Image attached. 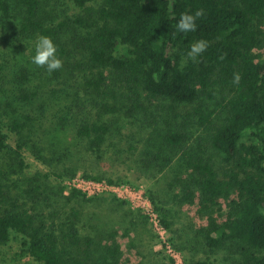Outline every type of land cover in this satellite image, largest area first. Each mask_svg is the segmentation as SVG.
Listing matches in <instances>:
<instances>
[{"label": "trees", "instance_id": "16d2710c", "mask_svg": "<svg viewBox=\"0 0 264 264\" xmlns=\"http://www.w3.org/2000/svg\"><path fill=\"white\" fill-rule=\"evenodd\" d=\"M55 1L64 6L61 19L48 22L40 16L42 0H18L21 26L31 35L50 36L57 46L62 67L55 73L64 71L75 101L59 125L72 121L75 141L70 145L47 129L38 131L30 113L15 117L14 104L26 106L36 94L6 80L0 64V98H12L11 116L0 117V248L17 239L25 264H123L104 217L70 207L57 230L31 212L42 195L39 174L63 182L81 171L94 181L132 184L101 170L100 162L114 156L152 181L169 169L165 184L179 189L181 202L197 205L206 225L188 240L195 244L184 264H213L209 255L219 250L231 256L229 264H264V58L256 52L264 43V0ZM200 8L196 31L177 32L179 14ZM11 16L10 0H0V18ZM65 32L69 43L62 41ZM201 38L209 47L197 60L186 58L188 44ZM124 124L135 131L121 147L113 137ZM25 151L47 171L26 178L27 189L15 194L8 180L11 174L24 177ZM155 180L145 195L170 232L166 186ZM64 192L62 185L58 195L66 201L93 199L75 189ZM222 200L226 212L215 214ZM172 240L176 250H187ZM197 245L204 257L194 256Z\"/></svg>", "mask_w": 264, "mask_h": 264}, {"label": "rangeland", "instance_id": "374dc122", "mask_svg": "<svg viewBox=\"0 0 264 264\" xmlns=\"http://www.w3.org/2000/svg\"><path fill=\"white\" fill-rule=\"evenodd\" d=\"M66 6L71 5L70 1L66 0ZM12 6V16L10 19L0 18V64L4 68V78L10 81H19L20 87L24 90L35 92V98L26 106L20 104H14L18 108V115L23 113H30V115L37 118V122H33L32 126L37 127L38 131L49 130L48 134L54 133L64 143L74 145V132L72 121L66 124L64 127H60V119L65 116L69 111V107L75 103L70 98L72 90L69 85L71 81L65 80L64 71L59 70V77L55 71L52 73L47 72L43 67H37L30 61V56L34 54V43L39 35H31L22 29V15L23 10L18 0H10ZM57 4L55 0H42L40 16L47 17L46 21H57L61 19V10L64 6ZM63 5V4H62ZM54 8V12L51 14L50 9ZM74 9L70 7L68 13H73ZM76 12V9H75ZM50 15V16H49ZM260 28L264 34V15L260 19ZM62 41L69 43L70 34L67 32L62 33ZM261 58H264V43L256 50ZM25 74L27 79L21 77ZM16 76L18 77L16 79ZM7 101L12 102V98H0V117L8 118L11 116V110L7 105ZM207 108L212 109V105L209 102H205ZM123 115V114H122ZM116 116H120L117 114ZM114 116V117H116ZM111 116H107V119ZM122 117V116H121ZM21 120V116L18 117ZM111 120V119H109ZM115 120H112V123ZM135 130H131L125 126L120 131V136L116 137L115 134L113 140L122 142L121 147H126L124 141L125 138ZM119 135V134H118ZM114 141V142H115ZM11 145H14L13 137L9 140ZM119 148L118 146H113ZM24 158L29 167L25 169V175L9 177V185L14 188L15 194L21 193L22 190L27 189L26 178L32 177L36 171H47L46 167L39 162H36L30 153L24 152ZM113 159V160H112ZM91 160V159H90ZM221 159L219 158L218 161ZM87 163V162H86ZM87 166L93 167L95 171H99L94 164L87 163ZM101 170L111 173L114 177H127L132 184H128L131 188H140L145 191L155 180L147 179L143 176H139L138 173L130 170V165L124 164L120 158L115 159L114 156L110 159L105 158L100 162ZM130 167V168H129ZM169 170V169H168ZM165 170V173L156 177V181L165 187L166 208L168 210L169 220L172 222V231L163 233L159 236L151 225L149 219L142 213L140 209L134 206L130 200H123L125 205H119L116 201H113L114 194L101 193L100 195L93 196L91 202H85L81 199H73L66 201L65 198L58 195L59 187L65 185L64 182L68 179L60 182L59 179L54 177L48 180L44 179L39 174L40 192L42 195L39 197V202L33 203L32 213L38 214L39 218L46 224L53 225L55 229L61 228L63 211L75 207L81 211L89 214L100 215L104 217L107 231H114L116 236L114 238L120 246V261L123 264H136L143 261L145 264H170L169 260L174 258L177 264H181L183 257L192 256V252L188 249L194 245L193 241L189 244L188 240L194 239L197 235L199 228L206 225V219L203 216L197 214L196 204H187L180 201L178 188H169L165 183L169 182L170 173ZM81 173L78 171L77 173ZM43 174V173H42ZM166 175V176H165ZM165 176V177H164ZM24 179V180H23ZM61 185V186H60ZM69 192H64L63 195H68ZM44 197H49L47 201H44ZM88 199L92 197H87ZM116 198V197H115ZM221 211L217 210L215 214H225L226 203L220 201ZM223 217H219L222 220ZM169 238L173 239L174 245L177 249L180 247L187 248L185 251H178L173 246L172 251L176 253V257L172 256L168 249L163 248L162 240L165 239L169 242ZM170 243V242H169ZM171 244V243H170ZM194 256L204 257V251H200V246H196ZM191 250V249H190ZM178 251V252H177ZM213 264H229L231 256L225 250H219L217 253L209 255ZM176 261L174 264H176ZM26 259L20 255L18 240H12L6 247L0 248V264H25Z\"/></svg>", "mask_w": 264, "mask_h": 264}, {"label": "clouds", "instance_id": "9594fccd", "mask_svg": "<svg viewBox=\"0 0 264 264\" xmlns=\"http://www.w3.org/2000/svg\"><path fill=\"white\" fill-rule=\"evenodd\" d=\"M204 15V9L195 10L194 13L181 12L176 22L175 29L180 33L195 32L197 29L196 21ZM209 47V41L198 39L190 42L185 53L186 58L197 60L201 54ZM30 61L37 67H43L47 72L52 73L62 67V59L57 52V46L48 35H39L34 43V54L30 56ZM239 74H234V83L239 82Z\"/></svg>", "mask_w": 264, "mask_h": 264}, {"label": "built area", "instance_id": "2783aa9c", "mask_svg": "<svg viewBox=\"0 0 264 264\" xmlns=\"http://www.w3.org/2000/svg\"><path fill=\"white\" fill-rule=\"evenodd\" d=\"M65 185V192H69L70 190H79L82 192L86 197H93L100 195L101 193L107 192L111 194H114L115 197L119 200H130L135 207H139L142 211V213L149 219L151 225L155 229V231L158 233L159 236L163 235V233H166L167 231L161 226L159 222V218L154 211L151 202L145 195V191H143L140 188H131L126 183L121 184H110L104 181H94L91 179L84 178L82 173H76L75 176L71 177L67 181L64 182ZM162 246L163 248L168 249V252L176 257V253H174L171 248V244L165 239V241L162 240ZM178 252V251H177ZM174 262L176 261L174 258H172ZM177 264V261H176ZM181 264L183 263V260H181Z\"/></svg>", "mask_w": 264, "mask_h": 264}]
</instances>
